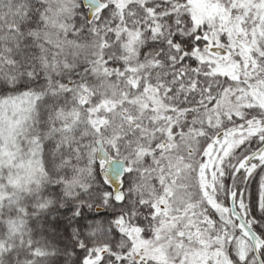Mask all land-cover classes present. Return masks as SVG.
I'll use <instances>...</instances> for the list:
<instances>
[{"label":"snow or ice","instance_id":"1","mask_svg":"<svg viewBox=\"0 0 264 264\" xmlns=\"http://www.w3.org/2000/svg\"><path fill=\"white\" fill-rule=\"evenodd\" d=\"M0 264H264V0H0Z\"/></svg>","mask_w":264,"mask_h":264}]
</instances>
